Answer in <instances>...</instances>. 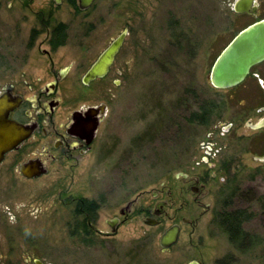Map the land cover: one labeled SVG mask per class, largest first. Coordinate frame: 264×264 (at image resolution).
Masks as SVG:
<instances>
[{"label": "rangeland", "instance_id": "obj_1", "mask_svg": "<svg viewBox=\"0 0 264 264\" xmlns=\"http://www.w3.org/2000/svg\"><path fill=\"white\" fill-rule=\"evenodd\" d=\"M234 1L97 0L91 11L78 13L66 0L61 7L52 0H0V55L9 57L0 65V87L24 72L50 80L51 63L55 69L71 64L74 72L60 95H75L80 75L126 31L110 72L93 85L98 90H85L67 105H106L93 153L76 164L55 163L35 180L7 161L0 166V264H264V163L254 159L264 152V137L238 118L251 106V94H235L207 128L186 122L199 103L221 106L230 95L209 86L206 76L226 43L253 21L232 11ZM45 21L70 28L69 45L51 62L40 52L47 34L26 49L32 29ZM89 26L95 28L83 43L93 49L82 58L79 43ZM258 96L262 102L264 94ZM233 176L238 191L224 210L249 215L242 253L214 222L228 201L221 191ZM194 178L202 181L201 197L192 191ZM79 199L98 203L99 234L77 236L73 210ZM146 218L157 224L146 225ZM114 220L124 221L112 232ZM174 224L178 242L163 251L159 238Z\"/></svg>", "mask_w": 264, "mask_h": 264}, {"label": "flooded vegetation", "instance_id": "obj_2", "mask_svg": "<svg viewBox=\"0 0 264 264\" xmlns=\"http://www.w3.org/2000/svg\"><path fill=\"white\" fill-rule=\"evenodd\" d=\"M96 1L97 0L92 2L87 9L81 10L77 0H66V2L70 4V7H73V10L78 13H87L91 11L95 8ZM52 3L55 4V7H61L64 0H52ZM254 3V15L239 14V16L243 15L253 18L252 22L240 28L239 31L252 24L264 21V0H254ZM49 17L51 16L48 13L47 19ZM40 24L42 27L39 29L40 31L32 29L30 32L26 49L28 52L34 49L37 43H45L46 48L40 49V52L42 56L46 57L51 62L54 53L62 47L69 45L68 32L70 28L63 23H58L53 27H48L47 21L43 23L40 22ZM94 28L95 27L89 26L88 30L84 33L83 40H80L79 45L82 47L83 53L85 52V55L83 54L82 58L87 57L90 54L89 52L93 49V47L89 44L86 45L83 41L88 42V37ZM42 33L47 34V38L46 40L38 42L39 36ZM232 39L233 37L228 41V43H226L223 49ZM117 55L115 56V59ZM98 56L89 65L87 70L95 62ZM8 59L9 57L6 55H0V62L2 61L0 65L7 64L6 62ZM24 59L26 60V57ZM50 65L51 69L47 71V73L50 74V80H45L41 77H37L35 80H32L31 74L29 76L24 72L19 74L17 79H14L12 82L6 83L0 87L2 116L3 118L6 116V121L21 132L20 134L23 137L11 150L4 154L0 166L7 161L10 163L12 169H17L19 174L21 169L29 175H33L37 172H44V174L28 180H35L50 173L51 167H53L52 165L55 163L56 165H59H57V167L61 166L60 164L62 161H74L76 164L83 160L91 152L93 153L95 148L99 146L101 125L107 114L106 105L100 102H84L83 104H77V106L72 109H67V105L77 103L78 97L80 96L82 98V93L85 90L96 88L97 91L98 87H94L93 85L95 82L104 79L110 72L113 65L110 67L106 76L103 78H96L88 84H84L82 81L83 76L87 72V70H85L77 81L80 84V87L78 88L80 91L75 95L71 94L64 99L60 93L62 88L65 90V87L63 86H65L69 76L74 72V70H72V65L69 64L59 69H55L52 63ZM2 72L14 74L15 70H3ZM73 85L70 86L69 89L71 87L74 88ZM222 91L230 95L221 101V107H227L225 106L227 103L233 101L234 99L236 100L235 94H251L252 100H249V104H251V106L243 108L244 112L241 113L243 114V118H241V115L238 118L239 120H246V126L249 129H251V126L264 122V100L262 102L255 101L258 94L260 95L257 99L264 94V61L253 66L243 82L239 85ZM97 93L98 92H96V94ZM214 115H216V113H214ZM227 124L228 130L234 123L229 122ZM251 130L258 132L260 137H264V126L256 130ZM211 151L213 150L210 148V151L207 153L208 156ZM263 156L264 152L262 156L254 157V159L255 161H258L256 159ZM226 163L227 162L221 164L222 170H228L229 165ZM193 182L195 185L192 191L195 195L201 197V195L204 194L202 190L203 187H201V179L198 178L197 180H193ZM195 202L200 204V200L195 199ZM207 208L208 206L206 209ZM98 210L99 206L98 209L95 210V215L93 217H88L85 227L76 230L77 236L85 238L100 233L96 232L97 229L95 226L98 221ZM126 220L127 219H125V221ZM117 221L118 220L115 222L116 227H114V231L118 229L117 225L124 220L120 222ZM83 243H85V240Z\"/></svg>", "mask_w": 264, "mask_h": 264}, {"label": "water", "instance_id": "obj_3", "mask_svg": "<svg viewBox=\"0 0 264 264\" xmlns=\"http://www.w3.org/2000/svg\"><path fill=\"white\" fill-rule=\"evenodd\" d=\"M95 0H77L81 10L87 9ZM232 11L235 14H255L254 0H235L232 4ZM126 37V31L120 33L113 39L108 46L101 52L95 62L90 66L82 78L84 84L96 78H103L109 72L113 65L115 56L120 51ZM264 61V21L252 24L247 28L239 31L229 44L218 54L214 60L207 76L206 81L209 86L224 90L239 85L248 75L250 69ZM18 104V103H17ZM2 101L0 99V163L4 154L11 150L23 137L15 127L6 121V116H2ZM5 119V120H4ZM264 126V122L258 125L251 126V129H259ZM264 162V156L256 159ZM22 177L31 179L38 177L44 172H37L29 175L20 170ZM184 177V174H180ZM197 180V178H194ZM130 203L126 205V210H129ZM123 210L121 214H123ZM110 223L112 232H114V225ZM145 224L148 226H155L157 221L152 218H146ZM180 227L177 224L166 229L159 238V246L165 251L174 246L179 239ZM36 264H40L36 262ZM188 264H200L192 261Z\"/></svg>", "mask_w": 264, "mask_h": 264}, {"label": "trees", "instance_id": "obj_4", "mask_svg": "<svg viewBox=\"0 0 264 264\" xmlns=\"http://www.w3.org/2000/svg\"><path fill=\"white\" fill-rule=\"evenodd\" d=\"M195 97V94H192ZM196 111L189 114L186 122L192 126L207 128L211 125V119L217 110L221 108L220 104L214 102H201L198 104ZM235 176L224 186L222 193L228 194V201L223 203L221 211L216 213L214 222L219 229L227 235L229 243L240 253L244 252L246 248L244 245L247 240V234L243 231L242 225L249 220V215L243 210L226 211L224 209L231 206V200L238 191V184ZM98 209V204L95 201L87 199L76 200L74 204V230H79L85 227L88 217L95 215V210ZM82 241V240H81ZM217 264H225V261H218Z\"/></svg>", "mask_w": 264, "mask_h": 264}]
</instances>
